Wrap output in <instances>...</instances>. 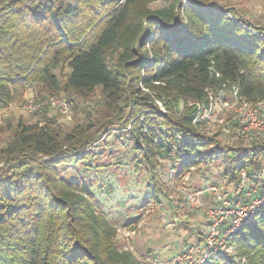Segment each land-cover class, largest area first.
<instances>
[{"label": "trees", "instance_id": "trees-1", "mask_svg": "<svg viewBox=\"0 0 264 264\" xmlns=\"http://www.w3.org/2000/svg\"><path fill=\"white\" fill-rule=\"evenodd\" d=\"M152 1L0 0V114L30 92L69 104L99 89L105 115L64 129L42 108L41 123L18 124L2 151L0 264H142L120 250L93 191L92 172L105 168L98 143L116 126L136 172L145 166L152 176L150 198L163 161L179 175L217 157L236 186L245 171L263 201L229 239L236 256L208 264H264V141L222 147L195 123L198 105L223 85L264 100V28L221 0H170L157 10ZM79 166L86 180H68L65 171Z\"/></svg>", "mask_w": 264, "mask_h": 264}, {"label": "rangeland", "instance_id": "rangeland-1", "mask_svg": "<svg viewBox=\"0 0 264 264\" xmlns=\"http://www.w3.org/2000/svg\"><path fill=\"white\" fill-rule=\"evenodd\" d=\"M169 2L170 0H154L149 6L157 10L168 6ZM221 4L237 8L247 20L264 28V0H221ZM66 73V69L56 71L61 78H64ZM212 93L218 110L208 122L200 123L201 131L210 137L216 136L220 146L233 149H251L255 143L264 141V135H243L235 115L221 108V91ZM224 95L226 100L230 99L229 92H224ZM37 97L36 93L30 92L26 103L20 107H10L0 114V167L3 165L2 151L14 139L18 124H36L42 121L37 114L41 109L33 112L27 110L28 102L32 99L42 101L43 98H53ZM55 97L64 99L62 95ZM73 99L75 102L68 104L67 115H61L52 107H44L48 108L50 117L64 129L85 122L89 113L95 121H101L105 117L100 107L99 89L90 100ZM115 129L98 143L97 151L102 154L99 161L105 168L98 170L99 172L95 170L91 175L97 183L93 191L101 203L99 211L118 229L117 245L120 250L131 252L142 264H192L183 255H189L187 252L203 241L207 220L201 209L188 207L183 192L185 189H204L211 185H218L232 192L236 185L231 184L225 175L227 164L218 161L216 157L212 163L210 161L209 166H201L197 170L181 172L178 175L177 170H173L172 162L163 161L159 170L157 199H153L150 198L155 185L152 176L145 166L136 172L137 160L134 154L118 142L117 137L122 136L124 132L120 131L118 126ZM259 159L264 168V156L261 155ZM65 172L73 175H68V180H73L76 176L86 180L88 175L86 171H82L81 166L77 170L70 169ZM259 179L260 185H263L264 172ZM247 184L251 190L259 191L251 180ZM201 203L211 205V200L203 198ZM133 216H136V223L127 225ZM191 258H194L192 262L197 261V257Z\"/></svg>", "mask_w": 264, "mask_h": 264}, {"label": "built area", "instance_id": "built-area-1", "mask_svg": "<svg viewBox=\"0 0 264 264\" xmlns=\"http://www.w3.org/2000/svg\"><path fill=\"white\" fill-rule=\"evenodd\" d=\"M40 0H32L39 2ZM217 77H220L217 75ZM223 85L220 95L221 108L228 113H232L238 119L242 134L247 137H257L264 135V101L250 103L245 101L240 95L236 86L227 88ZM224 92H229L230 99L225 98ZM218 104V105H219ZM49 106L57 110L61 115L69 112L68 103L61 98L51 97L42 101L30 100L26 109L33 112ZM161 106V105H160ZM198 117L195 123H206L218 110L213 93H209V102L198 105ZM241 181L236 188L229 192L218 185L197 190H187L183 192L186 204L189 208L201 209L204 213L207 224L203 241L193 246L189 255H183L192 264H208L211 256L235 257L236 249L229 242V239L242 226L249 224L256 215L257 209L263 199L259 197L256 189H250L247 182L250 177L245 171L240 173ZM203 198L211 200V205H202ZM197 257L193 261L191 257ZM191 259H190V258ZM213 263V262H211Z\"/></svg>", "mask_w": 264, "mask_h": 264}]
</instances>
